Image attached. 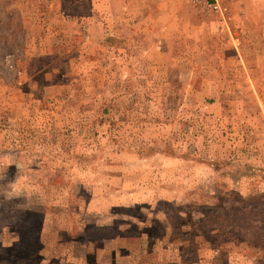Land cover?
Returning <instances> with one entry per match:
<instances>
[{"label":"rangeland","instance_id":"obj_1","mask_svg":"<svg viewBox=\"0 0 264 264\" xmlns=\"http://www.w3.org/2000/svg\"><path fill=\"white\" fill-rule=\"evenodd\" d=\"M174 2L0 0V264H264V0Z\"/></svg>","mask_w":264,"mask_h":264},{"label":"crops","instance_id":"obj_2","mask_svg":"<svg viewBox=\"0 0 264 264\" xmlns=\"http://www.w3.org/2000/svg\"><path fill=\"white\" fill-rule=\"evenodd\" d=\"M173 1H175L173 4H171V9H169V10H167L169 13H171V14H175L176 12H181L182 10H183V5H181L180 3V0H173ZM182 1V0H181ZM157 6V5H156ZM198 8V7H197ZM126 10V7H125V9H123V11H125ZM163 11H165L164 9H163ZM202 11V10H201ZM249 11V9L247 8V9H244L243 10V13L245 14L244 16L243 15H241V16H238V17H240L241 18V20L242 21H237V23L239 24V25H246V26H248V27H250V28H253V30H255L256 31V33H258V35H259V37H260V41L261 42H263V44H264V20H260V21H248V20H244L243 18H245L246 17V13ZM233 13H234V11H233ZM216 15V14H215ZM226 15V14H225ZM173 17H176V15H172L171 16V18H173ZM223 17H224V15H223ZM226 18H228V16H226ZM222 23L224 24L223 25V27L226 29V28H229V30H227V31H232L233 32V34H235L234 35V37L230 34V37H233V41L235 42V41H238V38H239V36L241 35V32H239L238 31V28H240L241 29V27L240 26H238V27H235V24H234V27H235V29H233V27H232V30H230V25L228 24V19H225V18H223L222 19ZM237 24V25H238ZM111 26H114V20H113V22L111 23ZM26 261L27 260H25V262H22L21 264H26Z\"/></svg>","mask_w":264,"mask_h":264},{"label":"built area","instance_id":"obj_3","mask_svg":"<svg viewBox=\"0 0 264 264\" xmlns=\"http://www.w3.org/2000/svg\"><path fill=\"white\" fill-rule=\"evenodd\" d=\"M192 5L207 13L225 15L228 13L230 4L235 0H189Z\"/></svg>","mask_w":264,"mask_h":264}]
</instances>
